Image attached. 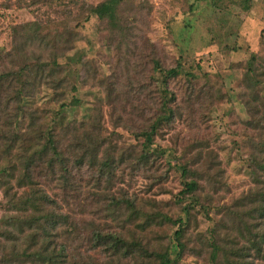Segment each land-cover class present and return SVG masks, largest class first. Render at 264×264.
Masks as SVG:
<instances>
[{"label":"rangeland","instance_id":"rangeland-1","mask_svg":"<svg viewBox=\"0 0 264 264\" xmlns=\"http://www.w3.org/2000/svg\"><path fill=\"white\" fill-rule=\"evenodd\" d=\"M116 1L0 0V50L23 42L25 25L34 21L54 45L30 44L6 64L35 70L46 60L67 78L62 96L42 85L26 94L43 128L60 139L70 171L68 181L51 179L45 164L34 172L57 210L69 216L53 238L66 248L69 264H155L144 248L169 250L171 258L178 255L177 264H228L224 252L211 255L212 229L220 242L233 241L227 251L250 246L232 215L240 213L255 230L257 213L247 212L256 206V194L264 193V171L253 163L264 161V0H122L117 28L89 11ZM175 67L179 73L167 81L174 116L157 128L153 151L145 153L141 132L162 113L161 69ZM74 97L80 105L70 104ZM29 121L27 115L21 126ZM88 135L101 144L94 165L92 152L82 149ZM10 160H17L16 153L3 165ZM62 173L60 167L57 175ZM192 179L208 215L199 205L186 215L192 197L181 191ZM122 199L135 204L137 217L126 206L115 207L113 200ZM24 216L0 189V264H46L16 257L42 253L47 245L45 235L35 240L30 230L21 231L17 219ZM179 219L187 222L183 250L175 235ZM98 232L122 234L141 252L123 259L106 246L93 248L90 239ZM253 254L247 260L264 264Z\"/></svg>","mask_w":264,"mask_h":264},{"label":"trees","instance_id":"trees-1","mask_svg":"<svg viewBox=\"0 0 264 264\" xmlns=\"http://www.w3.org/2000/svg\"><path fill=\"white\" fill-rule=\"evenodd\" d=\"M122 0H117L113 3H100L89 9L91 14L97 15L101 20H108V22L115 28L120 25L122 18L120 14L119 6ZM29 25V26H28ZM23 26V25H22ZM28 26L27 32L24 30L23 42L14 46L11 50H0V62L5 61V64H1L0 69V189L4 191L6 198L11 204L19 208L26 216L22 219L18 218L17 223L19 226H23L21 231L26 229L32 232V239L37 240L40 236L45 235L47 245L41 250L42 253L35 252L33 255H28L26 251L17 253L16 257L20 259L39 258L46 264H69L66 248L53 238L54 230L56 231L59 225L63 222H67L69 216L62 214L56 208V200L49 195L42 186V182L35 178L34 172L39 164H45V173L50 174L51 179H59L60 177L66 181V174H70L69 169L66 166V156L64 151L59 148L60 139L54 133L52 128H43L42 123L39 121L38 111L27 104L26 94L35 89L36 86H48L54 90V93L58 96L64 95L67 83L66 76L62 75L61 71L48 64L49 61L41 60L37 69L33 70L29 66L16 68L9 66L6 63L12 64V56L18 51L24 50L28 45H35L36 47H52L54 46L50 38H48L42 28V24L34 21L26 24ZM16 41L17 38H14ZM51 45V46H49ZM53 48V47H52ZM157 65H159L157 63ZM179 67V66H178ZM161 69L163 71V90L162 94L164 99L162 100V113L159 114L157 120L150 126L148 130H143L141 135L145 137V153L153 151V135L161 123L169 121L174 116L173 109L169 106V103L173 101V95L167 88V81L170 77L176 76L179 73V68ZM108 89L110 97L113 96V85L110 83ZM113 99V98H112ZM112 101V100H111ZM71 105H80L79 98H73ZM68 104H63L62 107ZM62 111L58 110L56 116L62 115ZM29 115V125L25 128L21 126V122L25 120V117ZM90 143L84 144L82 149L85 152H92L90 156V163L95 164L96 155L95 152H100L101 144H97L91 141V136L88 135ZM96 141V140H95ZM69 151L76 150L78 148L68 147ZM155 151V150H154ZM16 153L17 160L15 162L8 161L10 165L4 166L2 159H11V155ZM148 157L145 154L144 158ZM85 156H82L78 160V166L84 165ZM253 163L257 168L264 171V161L253 160ZM63 168V173L58 176L59 168ZM44 169V168H43ZM48 171H47V170ZM182 174L188 175L189 170L186 166L182 168ZM254 174L260 177L259 172L253 170ZM200 185L196 180H190L185 183V189L181 191L182 194H191L192 201L189 207L186 208V215L190 217L192 208L199 205L205 209L207 215L209 213V207L206 204L200 203V199L197 195ZM261 196L264 197V193L256 194V206L247 212L257 213L253 218L256 220L255 230L249 227L250 223L240 216V213H236L233 219L238 222V234L242 237L243 241L250 239V246L247 248H238L235 250L227 251L230 248V243H222L219 241V231L212 229L213 238L210 242L212 247L211 255L213 259H217L218 254L224 252V256L228 264H254L253 261L247 260L248 257L254 255L261 262L264 259V203L261 202ZM249 196H244L240 199L246 200ZM115 207L126 206L127 210H130L132 216L137 217V209L135 204L128 200H113ZM264 201V200H263ZM16 218V217H15ZM178 223H181L180 228L175 231L176 238L178 239V246L183 250L185 245L180 241L184 235L185 220L179 219ZM125 223V222H124ZM187 223V222H186ZM219 228V227H218ZM246 234L251 235L250 237ZM56 237V235H55ZM57 238V237H56ZM90 242L92 247L106 246L112 252L114 257L128 259L132 256L138 255L141 251L145 253L147 257L154 258L155 264H177L178 255L171 258L170 251H159L150 253L149 249H140L139 245L135 241H128L124 235L119 233H95ZM236 248V247H234ZM141 251H140V250ZM179 254V251L177 252ZM230 254L237 257V260L230 258ZM27 255V256H26ZM253 262V263H252Z\"/></svg>","mask_w":264,"mask_h":264}]
</instances>
